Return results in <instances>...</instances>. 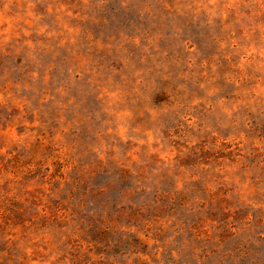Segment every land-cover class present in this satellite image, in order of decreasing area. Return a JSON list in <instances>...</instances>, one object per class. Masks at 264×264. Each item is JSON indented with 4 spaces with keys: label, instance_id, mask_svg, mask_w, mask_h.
Instances as JSON below:
<instances>
[{
    "label": "rangeland",
    "instance_id": "374dc122",
    "mask_svg": "<svg viewBox=\"0 0 264 264\" xmlns=\"http://www.w3.org/2000/svg\"><path fill=\"white\" fill-rule=\"evenodd\" d=\"M0 264H264V0H0Z\"/></svg>",
    "mask_w": 264,
    "mask_h": 264
}]
</instances>
